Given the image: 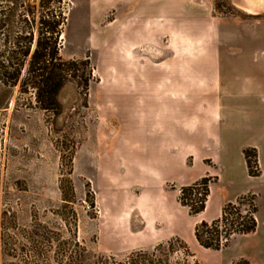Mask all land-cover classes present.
<instances>
[{
	"label": "rangeland",
	"instance_id": "obj_1",
	"mask_svg": "<svg viewBox=\"0 0 264 264\" xmlns=\"http://www.w3.org/2000/svg\"><path fill=\"white\" fill-rule=\"evenodd\" d=\"M177 5L193 17L184 34L177 26L175 38L160 36L130 52L110 42L123 17L109 0H0V264H264V197L254 202L262 221L259 235H235L221 250L205 249L194 237L203 215L191 216L179 201L185 186L173 181L163 186L192 218L191 238L176 241L162 235V223H152V187L136 175L116 172L121 164L110 160L126 130L115 111L119 100L110 97L113 81L151 74L154 64L183 52L199 58L200 51L174 50L183 43L207 45L205 58L221 60L216 95L222 107L241 113L233 116L240 125L247 124L248 109L264 94V10L250 15L233 0ZM45 20L58 24L53 43L63 65L56 104L49 110L37 98L30 57L16 84L12 76L8 81L1 76L3 65L13 72L23 29L33 36L30 54L37 39L47 38ZM251 161L256 172L258 161ZM207 177L211 192L218 178ZM230 182L224 176L215 189L235 193L245 187ZM238 208L246 212L247 202ZM151 230L160 242L137 247Z\"/></svg>",
	"mask_w": 264,
	"mask_h": 264
},
{
	"label": "crops",
	"instance_id": "obj_2",
	"mask_svg": "<svg viewBox=\"0 0 264 264\" xmlns=\"http://www.w3.org/2000/svg\"><path fill=\"white\" fill-rule=\"evenodd\" d=\"M181 2L109 0L110 7L123 17L110 42L119 44L121 51L131 52L152 41L156 43L160 36L175 38L177 26L178 33L184 34L186 21L193 17L177 10ZM174 50L200 51L199 58L183 52V56L167 57L154 64L151 74L122 75L113 81L110 97L119 100L115 111L125 121L126 130L110 160L121 164L114 167L116 172L125 177L136 175L152 187L149 210L152 223L157 220L165 227L162 235L186 241L191 238L192 218L172 201V194L167 197L163 190L167 181L188 186L205 176H217L201 222L221 217L224 202L248 194L255 195V202L264 197V94L248 109L247 124L242 126L233 117L241 113L222 107L216 95L221 60L205 58L201 52L208 50L207 45L183 43ZM246 149L257 152L256 177L249 175ZM224 176L234 187H245L235 193L225 188L216 190L215 185ZM255 217L257 229L249 235H259L262 221L258 209ZM154 235L151 230L142 236L137 247L160 242L153 239Z\"/></svg>",
	"mask_w": 264,
	"mask_h": 264
},
{
	"label": "trees",
	"instance_id": "obj_3",
	"mask_svg": "<svg viewBox=\"0 0 264 264\" xmlns=\"http://www.w3.org/2000/svg\"><path fill=\"white\" fill-rule=\"evenodd\" d=\"M6 22L3 21V25ZM2 26V25H1ZM42 35H47V38L37 39L36 48L30 54V47L33 45L32 34L22 30V37L18 38V57L17 63L13 65V72L9 73V66H1V76L5 81L9 77L14 84L19 80L23 70L25 61L30 57V69L34 77L33 86L37 88V98L46 110L51 109L56 104V93L62 84L61 67L57 61V50L55 48V40L53 36H58V24L50 21H43ZM4 27V26H2ZM44 32V33H43ZM24 33V34H23ZM9 63V62H8ZM72 67L74 66L71 65ZM244 155L247 161L249 175L256 177L259 175V169L256 172L252 171V158L257 161V152L255 149H246ZM257 163V162H256ZM258 165V163H257ZM210 178H203L202 180L180 189L179 201L183 207L189 210L191 216H197L205 211L206 203L210 195ZM255 195H251V199L240 197L236 203L229 202L222 207L221 217L212 221L200 222L194 231V236L197 243L205 248L211 250H221L229 245L235 235H247L254 233L257 229L256 220V205ZM247 202V211L243 213L239 210L238 205ZM223 229V230H222ZM174 240L180 241L179 238ZM186 245V244H185ZM159 247V246H158ZM187 249V246H185ZM144 254L145 252H142Z\"/></svg>",
	"mask_w": 264,
	"mask_h": 264
},
{
	"label": "water",
	"instance_id": "obj_4",
	"mask_svg": "<svg viewBox=\"0 0 264 264\" xmlns=\"http://www.w3.org/2000/svg\"><path fill=\"white\" fill-rule=\"evenodd\" d=\"M236 9L247 13L245 9H250V15H258L264 10V0H233Z\"/></svg>",
	"mask_w": 264,
	"mask_h": 264
},
{
	"label": "bare ground",
	"instance_id": "obj_5",
	"mask_svg": "<svg viewBox=\"0 0 264 264\" xmlns=\"http://www.w3.org/2000/svg\"><path fill=\"white\" fill-rule=\"evenodd\" d=\"M246 12L252 13L250 9H245Z\"/></svg>",
	"mask_w": 264,
	"mask_h": 264
},
{
	"label": "built area",
	"instance_id": "obj_6",
	"mask_svg": "<svg viewBox=\"0 0 264 264\" xmlns=\"http://www.w3.org/2000/svg\"><path fill=\"white\" fill-rule=\"evenodd\" d=\"M244 213H246V212H244Z\"/></svg>",
	"mask_w": 264,
	"mask_h": 264
}]
</instances>
